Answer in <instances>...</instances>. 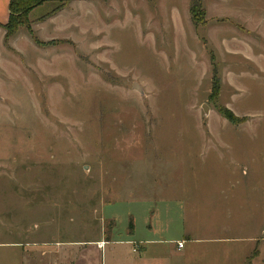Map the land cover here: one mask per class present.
<instances>
[{"label":"rangeland","instance_id":"rangeland-1","mask_svg":"<svg viewBox=\"0 0 264 264\" xmlns=\"http://www.w3.org/2000/svg\"><path fill=\"white\" fill-rule=\"evenodd\" d=\"M217 2L203 0L199 27L192 0H85L54 16L47 0L9 38L0 24V264L21 249L8 241L119 240L138 207L126 202L159 190L245 239L218 243L235 264L264 261V240L248 241L264 237V0ZM173 206L172 264L185 241ZM108 249L100 263L117 264Z\"/></svg>","mask_w":264,"mask_h":264},{"label":"crops","instance_id":"crops-1","mask_svg":"<svg viewBox=\"0 0 264 264\" xmlns=\"http://www.w3.org/2000/svg\"><path fill=\"white\" fill-rule=\"evenodd\" d=\"M79 1L85 0H73L55 15L71 10L73 3ZM214 1V6L217 7L218 2L217 0ZM9 3L10 0H0V24H5L9 19ZM208 16L210 15L208 14ZM209 18L211 19L208 20H212V18L227 19L230 17L225 16L219 18L213 16ZM4 32V29L0 26L1 35H4ZM154 194V197L149 198L148 201H144V199H138V201L133 197L130 201L126 202L127 204L138 203V207L134 212L133 210L129 211V209V212L125 215V218H128L129 224H132V227H129L130 229L125 231V235L121 236L119 240L112 242L105 241V245L102 247L97 246L100 242L92 243L90 239L56 242L33 240L26 241V245L20 240L8 241L9 247L21 249L14 261L12 263L8 261L7 264H44L48 261L50 264H101L99 261L100 255L102 256L104 249L108 247L110 253L118 256L117 264H172L164 263V257L167 250L166 245L169 242L165 236L170 232L169 223L172 220V213L175 211L174 204L180 205V210L178 211L184 224L183 234L185 235V241H179V243H183V246L178 248L179 256L173 261V264H235V253L228 250H216L218 243L226 244L231 239L235 241H243L245 239L226 237L219 233V229H221L219 225L199 224L195 217L197 208L187 205L183 201V198L176 199L175 197H171L170 191L168 192V190L167 193L159 190L155 191ZM166 194H169L170 198H166ZM143 202H148L149 205L143 206V204H140ZM120 217L121 215H117V218ZM141 218L145 220V231L139 236V239H134L138 231V220ZM217 229L218 234L213 235V232ZM251 236V238H248V241L264 240V237L260 238L258 235ZM92 244L96 246L91 247ZM25 246L28 247L26 248ZM118 246L122 248L118 252H115ZM187 246L189 247L188 250ZM249 256L250 253L247 254L246 258ZM244 257L240 259L239 264H246V258ZM257 259H255L254 264H256ZM259 264H264V261Z\"/></svg>","mask_w":264,"mask_h":264},{"label":"trees","instance_id":"trees-1","mask_svg":"<svg viewBox=\"0 0 264 264\" xmlns=\"http://www.w3.org/2000/svg\"><path fill=\"white\" fill-rule=\"evenodd\" d=\"M45 1L47 0H10L9 20L6 24L2 25L6 31L5 38H9L17 32L19 27L26 25L29 12ZM54 1H57L59 5L52 11L51 15L58 13L60 10L68 6L73 0ZM190 14L196 27L207 24L206 9L203 5V0H192ZM130 227H132V224H130Z\"/></svg>","mask_w":264,"mask_h":264},{"label":"water","instance_id":"water-1","mask_svg":"<svg viewBox=\"0 0 264 264\" xmlns=\"http://www.w3.org/2000/svg\"><path fill=\"white\" fill-rule=\"evenodd\" d=\"M134 88H138V90L141 92V88H139V86L137 84H134ZM207 107L204 106V111L207 112Z\"/></svg>","mask_w":264,"mask_h":264},{"label":"built area","instance_id":"built-area-1","mask_svg":"<svg viewBox=\"0 0 264 264\" xmlns=\"http://www.w3.org/2000/svg\"><path fill=\"white\" fill-rule=\"evenodd\" d=\"M183 246V243L181 242V243H179V247H182Z\"/></svg>","mask_w":264,"mask_h":264}]
</instances>
